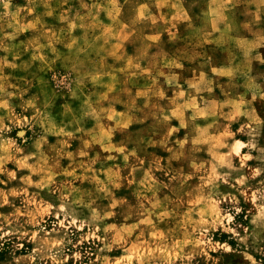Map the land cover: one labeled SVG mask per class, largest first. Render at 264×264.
Returning a JSON list of instances; mask_svg holds the SVG:
<instances>
[{"label": "rangeland", "instance_id": "374dc122", "mask_svg": "<svg viewBox=\"0 0 264 264\" xmlns=\"http://www.w3.org/2000/svg\"><path fill=\"white\" fill-rule=\"evenodd\" d=\"M0 264H264V0H0Z\"/></svg>", "mask_w": 264, "mask_h": 264}, {"label": "bare ground", "instance_id": "6f19581e", "mask_svg": "<svg viewBox=\"0 0 264 264\" xmlns=\"http://www.w3.org/2000/svg\"><path fill=\"white\" fill-rule=\"evenodd\" d=\"M238 147H239V143H237V144L235 145V150H237Z\"/></svg>", "mask_w": 264, "mask_h": 264}]
</instances>
